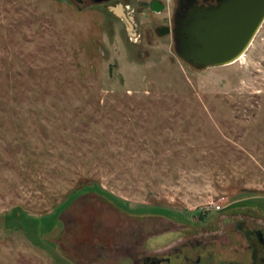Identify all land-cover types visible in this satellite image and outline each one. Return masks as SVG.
<instances>
[{
  "label": "rangeland",
  "instance_id": "obj_1",
  "mask_svg": "<svg viewBox=\"0 0 264 264\" xmlns=\"http://www.w3.org/2000/svg\"><path fill=\"white\" fill-rule=\"evenodd\" d=\"M149 2L0 0V264L264 228V21L241 60L194 70Z\"/></svg>",
  "mask_w": 264,
  "mask_h": 264
},
{
  "label": "water",
  "instance_id": "obj_2",
  "mask_svg": "<svg viewBox=\"0 0 264 264\" xmlns=\"http://www.w3.org/2000/svg\"><path fill=\"white\" fill-rule=\"evenodd\" d=\"M111 11L129 25L120 6ZM263 21L264 0H219L211 12L193 11L178 23L172 32L175 55L194 70L230 65L248 49Z\"/></svg>",
  "mask_w": 264,
  "mask_h": 264
},
{
  "label": "flooded vegetation",
  "instance_id": "obj_3",
  "mask_svg": "<svg viewBox=\"0 0 264 264\" xmlns=\"http://www.w3.org/2000/svg\"><path fill=\"white\" fill-rule=\"evenodd\" d=\"M87 1L92 3L90 0H76L74 3L80 8ZM171 2V8H166L167 15L164 17H167V24L156 30L158 36L169 34L171 39L178 23L186 19L189 13L197 10L211 12L219 4V0ZM149 9L157 14L166 10L156 0H150ZM229 222L230 229L223 237L207 236L186 240L161 254L138 258L134 264H264V228L234 218Z\"/></svg>",
  "mask_w": 264,
  "mask_h": 264
},
{
  "label": "bare ground",
  "instance_id": "obj_4",
  "mask_svg": "<svg viewBox=\"0 0 264 264\" xmlns=\"http://www.w3.org/2000/svg\"><path fill=\"white\" fill-rule=\"evenodd\" d=\"M242 56H243V55H242ZM242 56H240L239 59H238L236 62H238L239 60H241V59H242Z\"/></svg>",
  "mask_w": 264,
  "mask_h": 264
}]
</instances>
